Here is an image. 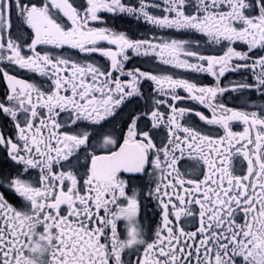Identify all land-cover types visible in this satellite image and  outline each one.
<instances>
[{
	"label": "snow or ice",
	"instance_id": "6c2138e0",
	"mask_svg": "<svg viewBox=\"0 0 264 264\" xmlns=\"http://www.w3.org/2000/svg\"><path fill=\"white\" fill-rule=\"evenodd\" d=\"M101 12L199 33L209 45L227 47L217 56L200 52L199 42L133 39L93 27ZM236 42L248 50L237 51ZM65 46L110 64L53 54ZM255 49L264 50V0H139V7L123 0H0V74L8 88L0 111L15 130V137L0 132V145L22 169L0 175V187L21 202L13 206L0 193V264H264V107L247 111L217 103L229 90L220 78L240 68L253 72L255 84L230 90L254 88L264 95V55L254 57ZM129 51L157 68L126 71ZM3 65L47 77L49 85L21 79ZM160 65L207 73L216 83L199 85ZM145 81L153 85L152 103L147 111H130L127 131L117 138L115 121L145 95ZM185 99L210 115L178 107ZM61 113H68L70 128ZM192 115L223 135L190 125ZM142 120L150 126L142 128ZM235 121L244 125L242 132L232 130ZM81 154L87 163L80 164ZM186 154L201 167L192 178L178 167ZM124 173L140 174L148 187L144 198L154 197L160 208V223L147 235L138 221L143 193L129 194ZM182 218H191L194 230H186ZM120 221L126 222L123 239ZM126 250L135 260L124 259Z\"/></svg>",
	"mask_w": 264,
	"mask_h": 264
},
{
	"label": "flooded vegetation",
	"instance_id": "af4514ba",
	"mask_svg": "<svg viewBox=\"0 0 264 264\" xmlns=\"http://www.w3.org/2000/svg\"><path fill=\"white\" fill-rule=\"evenodd\" d=\"M125 4L139 7V0H123ZM157 3L160 0H156ZM77 5L83 4L84 0H75ZM155 15H162L158 10H151ZM100 19L97 22L92 24L93 27H106L112 29L116 32H124L130 38L133 39H144L149 37H156L158 40H171V39H179V40H189L193 42H199L200 48L199 51L207 54V55H222L223 51L226 50L227 45L223 47L218 45H209L206 41L207 38L202 34L189 32V31H177L175 29H161L157 28L149 23H146L143 18L137 19L135 16L126 14V13H108L101 12L99 13ZM15 20V15L13 16ZM26 36H27V30ZM100 47L108 48L115 47L113 45L108 44L107 42H100ZM233 47L237 51L246 52L248 50L247 45L243 42H236ZM45 49L51 50L50 46H41L38 50ZM54 55L63 56V57H71L73 60L79 61L80 63H88L94 62L97 65L103 66L107 68L110 64V61L100 56L99 54H85L79 52L77 49H71L65 46L62 49L52 50ZM254 57L264 55V50L255 49L252 54ZM129 60L125 63V70H132L134 68H141V70H149L157 68V63L153 60H150L144 56H136L133 52H128ZM243 61H233V64H242ZM248 63H251L249 60ZM6 67L11 74L18 76L21 79L28 80L29 82H35L37 84H42L45 89H47L49 85V80L47 77L39 76L38 74H34L32 72H28L18 67H8L7 65H3ZM159 68L166 73H174L178 77L187 78L191 81L197 82L199 85H209L212 86L216 83L215 78H213L210 74L207 73H194V72H185L180 69H169L166 66L160 65ZM114 75L119 76V73H115ZM121 79H127L126 76H120ZM241 83H249L255 84L254 74L251 70L246 68H240L236 71L226 72L223 77L220 78L221 87H225L229 89L222 96H218L217 103H224L228 107L238 108L247 111H258L260 108L264 107V95H261L256 89H244L242 91H231V87L236 84ZM153 85L151 82L145 81L142 82L141 91L145 94L143 97H137L133 100L131 104H128L124 107L123 112L120 117L115 121V135L117 138H120L121 133L127 131L125 121L127 120V115L130 111L135 110L137 113H141L147 111L146 105L152 103L151 97L154 95L152 92ZM8 92L7 83L4 80L2 74H0V101L5 99V95ZM180 96L184 97L187 94L183 90H178ZM156 99H164V97L157 96ZM178 107H188L194 108L198 111L203 112L205 115H210L208 110L202 106L198 105L197 102L191 100H183L177 104ZM166 107H162L161 111H166ZM61 122L65 123L68 120V113H61L60 115ZM188 123L198 129H202L205 132H212L213 134L223 135V130L216 126H205L203 122L199 121V119L192 115L187 118ZM148 124L150 126V122L147 120L140 121V126L142 128ZM66 127H69L66 124ZM244 125L241 122L235 121L232 122V130L234 132H242ZM108 129H111V125L108 126ZM145 130H147L145 128ZM161 134L163 130H160ZM0 132H3L4 135L15 137V130L13 128V122L11 119L0 111ZM122 143V139H121ZM87 161L84 159L83 154H81L80 164H85ZM244 163V162H242ZM195 166V171H193V167ZM178 167L181 173L186 174V178H192V176L199 175L201 171V167L196 165V161L194 159H190L187 154L182 158L180 162H178ZM18 170V166L11 160L8 155V149L3 145H0V175L2 174H12L15 175ZM38 170H33L31 172V178L35 179ZM84 169H80L81 175L83 174ZM123 178L129 181V194H132V191L135 190L137 192H142L141 196V207L140 213L138 217L139 223L142 225L145 234L147 235L148 229L151 228L153 231L160 223V208L157 205L156 199L153 197L151 199H145L147 196L148 187L142 186L140 174H129L124 173ZM202 178V176L200 177ZM148 177H145V182L148 180ZM0 193H2L9 203H12L13 206L19 207L20 200H18L10 190L6 188L0 187ZM183 219V218H182ZM125 223L124 221L118 222V231L121 234V238L123 239L125 236ZM194 221L189 219H183L182 226L185 227L186 230L191 231L194 230L193 225ZM124 259L127 261L128 259L135 260V255L132 251L126 250V255Z\"/></svg>",
	"mask_w": 264,
	"mask_h": 264
}]
</instances>
